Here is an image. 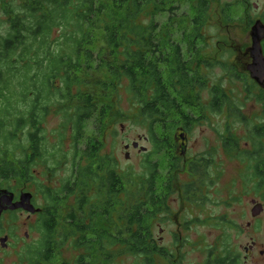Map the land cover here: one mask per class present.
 Listing matches in <instances>:
<instances>
[{"label":"trees","instance_id":"obj_1","mask_svg":"<svg viewBox=\"0 0 264 264\" xmlns=\"http://www.w3.org/2000/svg\"><path fill=\"white\" fill-rule=\"evenodd\" d=\"M213 1L0 0L1 181L32 184L35 164L43 163L48 171L68 164L64 136L60 133L58 145L47 142L45 124L54 110L66 118L74 140L71 175L62 188L38 186L47 204L33 228L42 239L23 256L29 264L52 263L68 239L85 250L76 264H117L126 256L159 264V251L168 250L153 231L157 213L166 209L154 207L152 177L121 174L115 159L101 152L107 130L127 116L121 105L124 90L158 150L171 144L172 114L185 116L179 100L186 102L197 82L176 34L180 30L185 41L203 39ZM186 3L196 18L183 28L177 17ZM162 15L168 16L165 23L158 21ZM214 94V112L225 105L238 111L224 91ZM185 121L190 129L189 118ZM90 122L99 136L88 140L78 161ZM157 126L164 129L165 141ZM258 130L257 137L264 139ZM229 146L228 152L235 150ZM147 169L158 170L156 165ZM254 177L259 178L256 189L264 188L259 165ZM222 263L238 261L228 257Z\"/></svg>","mask_w":264,"mask_h":264},{"label":"rangeland","instance_id":"obj_2","mask_svg":"<svg viewBox=\"0 0 264 264\" xmlns=\"http://www.w3.org/2000/svg\"><path fill=\"white\" fill-rule=\"evenodd\" d=\"M251 3H256L259 8L242 6L240 0L212 2L204 29V41L198 44L201 47L209 44L205 59L210 64L205 74L202 73L204 87L198 93L190 91L186 102L179 100L185 116L172 114L170 122L174 130L169 137V146L158 150L155 142L151 141L148 125L135 117L129 103L130 96L125 90L122 91L121 105L127 116L124 121L113 123L107 130L101 153L115 159L117 170L125 175H150L152 171L147 168L156 165L161 171L159 189L163 191L168 174L178 178L177 173H170L176 154L168 150L176 145L174 138L178 130H175L182 124L185 127L188 118V123L192 124L187 129L191 141L190 157L206 159L208 167L200 186L201 197L191 205L173 204L170 213L167 214V210L160 216V221H156L154 237L160 246L169 251L170 255L165 256L170 260L168 264H221L228 257L236 259L238 264H264V188L256 189L259 178L254 177L257 165L264 171V139L257 137L258 129H262L260 131L264 134V89L251 86L245 80L249 75L246 66L251 62L246 50L252 46V22L264 20V0H251ZM194 18L196 11L190 3L181 8L177 17L182 20L183 28L192 25ZM167 20V15L158 19L163 23ZM1 31L3 27H0ZM177 32L176 39L183 45L186 59L189 60L188 41L181 37L180 30ZM215 87L236 103L238 111L234 112L229 105H225L221 112L212 110L215 98L212 89ZM96 130L95 122L86 124L87 139L80 142L78 161L88 140L99 136ZM156 131L160 140L164 141L167 137L164 129L157 126ZM45 133L48 144L52 146L60 144V133L64 136V152L70 155L68 164L53 171H48L43 163L35 164L33 173L36 181L24 186L18 180L5 183L0 179V188L8 186L17 188L19 193H35L37 207L47 204L38 186L41 184L56 190L62 188L71 175L74 159L73 131L62 114L56 110L52 112L45 124ZM135 142L147 148V152L140 147L135 149ZM126 145H131V148L127 150ZM227 145L235 150L228 152ZM127 153L130 158L126 157ZM180 180L184 184L194 181L183 173ZM193 186L195 190L198 189L195 184ZM170 194V201L179 200V195ZM256 204L263 205L258 217L253 214ZM172 212L178 214L170 216ZM3 218L0 240L8 236L9 246L3 248L0 243V264H29L23 257L26 249L36 246L42 239V235L33 230L37 226L38 215L21 212ZM181 222H185V226L180 227ZM62 226L59 229L61 233L64 232ZM160 228L165 231L161 233ZM62 236L57 239L61 240ZM247 248L252 250L250 255L246 253ZM83 253L84 249L75 246L73 239H68L58 251L59 257L50 264H76L77 258ZM117 264H144V260L126 256L119 258Z\"/></svg>","mask_w":264,"mask_h":264},{"label":"flooded vegetation","instance_id":"obj_3","mask_svg":"<svg viewBox=\"0 0 264 264\" xmlns=\"http://www.w3.org/2000/svg\"><path fill=\"white\" fill-rule=\"evenodd\" d=\"M242 6H247V8H250L252 5L258 9L259 5H257L256 3H251V0H240ZM259 22H261L264 25V20L263 19H258L256 20V22H252V29H251V33L252 30L254 28V26L256 24H258ZM252 35V34H251ZM200 41H204V39H200V40H190L188 41V44H194L193 47H187V50L189 52V55H191L190 58V71L191 74L196 76V84L194 85V92L196 91V93L200 92V88L202 91L203 86V75L202 73L207 71V68L209 67L208 65L210 64V62L207 61V59H205V57L207 56V51L209 50L208 45L207 46H198V44L200 43ZM262 47H263V52H264V40L261 43ZM252 46H253V37H252ZM248 47L246 50V55L247 57L250 58L251 62L247 64L246 66V70L249 73L248 77H245V80H247L249 82V84L251 86H255L256 88H263V86L260 85V83L254 79L252 77V74L249 71V67L253 64V59H252V54H251V50L253 47ZM184 50V49H183ZM185 52V50H184ZM203 57V58H202ZM205 74V73H204ZM205 84H207V81H205ZM220 88L215 87V89H212L213 93H215L216 90H219ZM214 105V103H213ZM169 124V123H168ZM172 123L170 122L169 125H171ZM191 124V123H190ZM178 130V131H177ZM189 130V129H188ZM187 128L183 127V126H177V129L175 131H177L174 140L176 141V145H173V148H169L168 150L172 151L173 153L175 152L176 157L175 160L173 161V163L171 164V168L172 171H170V173H177L178 178H174L172 176H170V174L167 175L166 178V185L164 186L163 191H161L160 188V183H161V171L160 170H153V172H150V177H152V181L154 183V190H155V194H156V201H155V205L154 207L157 208H161V209H166V211L168 210L167 214L170 213L169 209L172 208L171 206L173 204H182V206H186V205H191L193 204V202H196L198 200L199 197H201V191H202V182L205 180L204 177H206V171H207V160L203 159L200 160L198 159V157L192 156L190 157V153H189V147H190V136H189V132H188ZM174 131V133H175ZM173 134V133H172ZM171 134V135H172ZM166 140V138H165ZM164 140V141H165ZM152 142L153 139L151 140ZM183 173V175H188L189 178L191 180H194L193 183L190 184H184L181 182L180 180V175ZM17 181V180H15ZM193 184L196 185V187H198L197 190H195V187L193 186ZM190 186H193V188L191 189ZM201 186V187H200ZM0 189H6L12 193L15 194L16 196V201L19 200L21 193H19L17 188H11L8 186L5 187H1ZM24 192H30L33 194V204L35 205V207L38 209H41L39 206L37 207V205L35 204L37 200L36 199V194L31 192V191H24ZM177 194L179 195V200H174V201H170L172 194ZM164 211V210H163ZM165 212H158L157 213V221H160V216ZM23 213L24 211H17L15 215L19 214V213ZM42 212V209H41ZM41 212L37 213V214H33V215H39ZM15 213V212H14ZM27 213V212H26ZM29 215L32 216V214L28 213ZM178 213L176 212H172V214L170 216L173 215H177ZM6 215H11L14 216L9 212L4 213L3 216ZM185 222H181L180 223V227L181 226H185ZM159 225V224H158ZM161 226V224H160ZM165 230L163 228H160V232H164ZM251 248H247V254L250 255L251 254ZM170 255L169 251H159L158 254V262L159 264H168L170 262L169 259H167V257H165L166 255ZM247 255V256H248ZM167 259L168 262L165 260ZM166 261V263H165ZM172 261V260H171Z\"/></svg>","mask_w":264,"mask_h":264},{"label":"water","instance_id":"obj_4","mask_svg":"<svg viewBox=\"0 0 264 264\" xmlns=\"http://www.w3.org/2000/svg\"><path fill=\"white\" fill-rule=\"evenodd\" d=\"M253 37V48L251 50L253 64L249 67V71L252 74V77L256 79L261 86L264 88V52L263 47L261 45L264 40V25L259 22L256 24L252 30ZM142 139V138H140ZM135 149H139L140 143L135 142L133 144ZM131 145H126V149H130ZM142 151L147 152V148L140 147ZM127 158H130V154H126ZM257 205V204H256ZM17 212L24 211L30 214H37L41 212V209H38L33 204V194L30 192H23L18 201H16V196L14 193L6 190L0 189V221L3 218L4 213L6 212ZM263 211V205L259 204L256 206L254 210V216L258 217L259 214ZM9 237L6 236L1 238L0 243L3 248H7L9 246Z\"/></svg>","mask_w":264,"mask_h":264}]
</instances>
